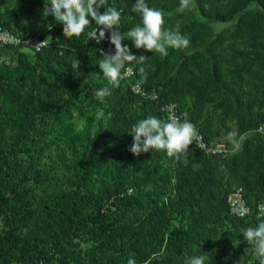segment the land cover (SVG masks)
<instances>
[{
	"label": "trees",
	"instance_id": "trees-1",
	"mask_svg": "<svg viewBox=\"0 0 264 264\" xmlns=\"http://www.w3.org/2000/svg\"><path fill=\"white\" fill-rule=\"evenodd\" d=\"M22 1L40 11L50 2ZM135 2L107 0L105 7L121 11L122 43L139 57L145 56V50L136 49L127 36L142 24L141 14L132 11ZM193 2L201 16L223 24L251 3L264 11V0H233L225 10H204V0ZM146 3L169 11L180 0ZM104 10L99 9L100 13ZM179 19V14L169 17L163 27L176 30L179 25L180 33L190 39L187 48L169 47L167 56L156 52L145 56L146 81L140 77L138 61L125 65L133 69L131 82L140 84L144 96L122 80L113 87L104 77L98 65L103 55L86 36L99 27L95 21L80 36L64 37L63 26L52 16L42 15L30 33L8 28L0 20L1 27L23 39L46 42L39 52L26 48L29 55L19 46H0V186L5 179L27 174L41 187L44 211L53 223L45 250H36L29 264H69L59 253L74 239L90 243L83 253L85 259L77 264H127L130 257L136 264H185L194 255H206L205 264H259L241 229L256 227L264 217L231 216L223 177L228 174L226 180L233 179L241 187L251 210L258 202L264 204V146L260 143L264 130L225 158L205 155L191 144L184 157L186 165L163 150L139 156L129 151L132 126L149 116L164 120L159 108L167 104H175L180 121L194 124L206 143L227 135L223 126L227 119L235 123V136L258 132L264 123L251 110L255 104L264 106L263 69L252 70L247 52L230 48V60L220 53L225 40L237 37L246 38L248 53L264 49L259 40L264 13L244 12L232 32L213 38L209 26ZM109 35L105 33V42H110ZM77 60L79 67L73 68ZM92 71L97 81L85 84L83 77ZM243 75L253 77L247 90L252 99H244L239 91ZM104 87L111 95L103 101L94 98V91ZM151 91L157 94L156 101L145 96ZM96 110H105L106 117L95 118ZM73 117L82 119L81 129H75ZM52 148L56 167L63 171L59 182L53 180V168L29 163L5 169L10 154L18 150L33 151L39 157ZM57 203L63 205L60 213L54 207ZM87 207L89 213L80 216ZM9 235L8 230L0 241L17 244L15 235ZM233 240L240 244L234 247Z\"/></svg>",
	"mask_w": 264,
	"mask_h": 264
},
{
	"label": "rangeland",
	"instance_id": "rangeland-1",
	"mask_svg": "<svg viewBox=\"0 0 264 264\" xmlns=\"http://www.w3.org/2000/svg\"><path fill=\"white\" fill-rule=\"evenodd\" d=\"M232 2L233 0H204L203 8L204 10H209L210 8L216 7L219 10H225V8L231 5ZM156 9L164 13V20L179 14V20H196L209 26L211 38L217 36L220 32H232L239 15L244 12L258 11L264 13V11L260 10L255 4L251 3L246 7L244 12L238 13L230 22L223 24L201 16L197 10L196 3L194 2L191 9L183 12L178 10L179 5L169 11L161 10L160 8ZM0 11L2 13L0 20H2L1 22L8 28H14L27 33L32 32L34 28L36 29L42 20V11H40L38 7L25 3L22 0H0ZM175 23H178V21ZM259 40L264 44V31ZM222 48H224V50H221L220 53L221 55H224L227 60L231 59L230 48L247 52L246 59L251 62L250 65L252 70L263 69L264 72V49H261L260 52L257 53H248L249 48L246 43V38L242 39L237 37L236 39H227L223 42ZM19 50L21 52H27L29 55V52L25 51V48H19ZM152 53L153 52L145 50L144 55L148 56ZM3 59H6V57H3ZM12 64L13 62L10 63V65ZM83 80L85 84L93 85V82L95 83L97 81L95 72L92 71L87 73L83 77ZM252 83L253 77L243 75L239 91L244 99H252L247 93L248 87ZM229 85H232V82L229 83ZM251 110L255 117L264 118V106L261 107L260 105L255 104ZM93 114L95 118L101 120L106 117L105 110H96ZM72 121L76 130L82 128V119L73 117ZM223 126L227 130V135L224 137L213 138V140L220 145L221 149L230 150L228 156H231L240 150L246 139L251 138L257 133L263 132L264 130V123H262L260 128L257 129L258 132L251 131L241 136H235L236 127L233 120L227 119L223 122ZM34 131L35 130L32 128L31 132L33 133ZM260 143L264 146V135L260 138ZM54 152L55 151L52 148L37 157V154L33 151L25 153L23 150H18L17 152L10 154L7 159L8 167H5V169L11 170L18 165L27 167L29 163L33 164L35 168H53V180H58L57 182H59L63 171L56 167L57 159ZM227 175L228 174H225L223 177V182L225 184L224 190H226L227 193L235 192L238 189L241 190V187L234 182L233 179H228L229 181L226 180ZM241 192L242 190L240 193ZM0 196H2V198H0V237L4 236L5 232L9 230V236L15 235L17 238V244L13 243L14 240L9 241V239H3L2 242L0 241V264L4 262L7 264H29L31 256L34 255L36 250H45L48 235L51 233V226L53 225L44 211V203L41 198L42 189L40 186H36V184L30 180V177L25 174L20 175L19 177L14 176L5 179L0 186ZM47 202H49V198ZM54 207L56 208V212L60 213L63 210V205L60 203H57ZM89 211V207L83 209L80 216L87 215ZM89 244L88 239H74L70 244L63 247L59 255L68 260L69 264H77L85 259L83 253Z\"/></svg>",
	"mask_w": 264,
	"mask_h": 264
},
{
	"label": "clouds",
	"instance_id": "clouds-1",
	"mask_svg": "<svg viewBox=\"0 0 264 264\" xmlns=\"http://www.w3.org/2000/svg\"><path fill=\"white\" fill-rule=\"evenodd\" d=\"M107 0H50L44 3L42 15L52 16L55 21L63 26L64 37L80 36L86 26L95 24L99 27L97 42L105 38V33H109V41L115 48V54L102 53L103 58L99 60V68L104 77L113 87H117L120 82L122 69L127 64L139 62L138 71L143 81L147 76L145 68L142 66L146 57L132 54L128 45L123 44L125 34L120 32L121 11L115 7H105ZM193 0H180L179 11L183 12L192 8ZM104 8L103 13L99 9ZM132 11L138 12L142 17V24L134 26L127 36L131 38L132 45L136 49H144L149 52H156L167 56L169 47L175 49L187 48L190 39L182 35L179 25L176 30H166L164 13L155 8L149 7L146 0H136ZM79 61L73 64V68L79 67ZM111 95L108 87L94 91V98L103 101L105 97ZM133 143L129 151L136 156L152 150H163L167 156L174 158L177 162L187 164L186 153L189 146L194 142L197 129L188 120L181 122L178 119L164 121L153 116L139 120L131 128ZM183 158V159H182ZM244 239L252 246V252L259 260V264H264V221L258 223L256 227H246L241 229ZM233 246L240 244L239 240L232 241ZM206 255H194L186 259L185 264H205ZM127 264H136L133 257L127 260Z\"/></svg>",
	"mask_w": 264,
	"mask_h": 264
},
{
	"label": "built area",
	"instance_id": "built-area-1",
	"mask_svg": "<svg viewBox=\"0 0 264 264\" xmlns=\"http://www.w3.org/2000/svg\"><path fill=\"white\" fill-rule=\"evenodd\" d=\"M87 38L93 39L97 44V52L101 55L102 53H109L111 55L115 54L114 45L110 42H105L104 39L100 40L99 43L97 42V37L99 36V32L97 28H93L86 34ZM9 45L13 47H21L27 48L34 52H39L41 49L46 47V42L44 40H39L36 37H27L21 38L18 35L8 31L7 29L1 27L0 25V46ZM133 69L129 66H125L121 72L120 80L124 81L127 85L129 84V89L134 93H138L141 96H144L141 88L139 87L140 84L138 82H131L133 76ZM147 96L150 100L156 101L157 94L151 91ZM163 111V118L165 121H170L172 119L181 120L182 115L177 112L175 104H167L163 105L159 108ZM196 147V149L202 151L205 155L210 156H219L220 158H225L228 156L230 150L221 149L220 145H218L215 141L205 142L199 132L194 137V142L192 143ZM240 189L236 190L235 192L228 193L227 195V202L229 205V214L231 216L237 218H244L248 214H254L255 218L261 219L264 217V204L258 202L255 209L251 210L249 206L245 203L243 199Z\"/></svg>",
	"mask_w": 264,
	"mask_h": 264
}]
</instances>
